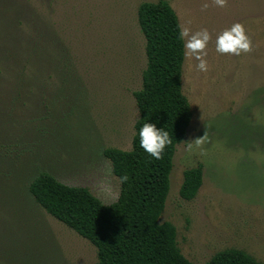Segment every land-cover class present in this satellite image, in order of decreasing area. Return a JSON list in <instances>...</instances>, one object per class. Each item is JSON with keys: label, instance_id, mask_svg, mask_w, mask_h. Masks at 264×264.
I'll list each match as a JSON object with an SVG mask.
<instances>
[{"label": "rangeland", "instance_id": "1", "mask_svg": "<svg viewBox=\"0 0 264 264\" xmlns=\"http://www.w3.org/2000/svg\"><path fill=\"white\" fill-rule=\"evenodd\" d=\"M8 1V2H6ZM0 3V264H96L97 249L29 195L47 172L88 189L103 204L120 181L103 155L132 149L146 40L143 2L6 0ZM182 28L207 29V71L185 58L183 92L193 119L178 145L160 223L177 230L183 256L206 264L229 249L264 263V0H169ZM207 4L206 9L203 5ZM241 23L252 41L240 56L215 52V38ZM204 137L197 147L188 142ZM202 165L193 201L179 191Z\"/></svg>", "mask_w": 264, "mask_h": 264}, {"label": "trees", "instance_id": "2", "mask_svg": "<svg viewBox=\"0 0 264 264\" xmlns=\"http://www.w3.org/2000/svg\"><path fill=\"white\" fill-rule=\"evenodd\" d=\"M138 25L146 40L147 64L142 88L134 92L139 119L132 149L103 151L115 177L119 181L122 176L128 177L120 181L118 200L105 205L88 189L65 185L47 172L31 180L28 192L49 215L97 249L96 264H193L178 247L176 227L160 223L177 147L186 139L193 119L191 104L183 92L186 57L178 39L182 26L169 0L143 2L138 9ZM146 122L163 128L172 141L159 160L139 146L138 132ZM203 180L202 165L186 170L179 191L181 199L193 201ZM206 264L264 263L244 251L229 249Z\"/></svg>", "mask_w": 264, "mask_h": 264}, {"label": "clouds", "instance_id": "3", "mask_svg": "<svg viewBox=\"0 0 264 264\" xmlns=\"http://www.w3.org/2000/svg\"><path fill=\"white\" fill-rule=\"evenodd\" d=\"M218 7L225 6V0H215ZM207 4L203 5L206 9ZM178 39L182 41L184 56L196 61L195 68L200 72H206L207 69V45L210 41V35L207 29H200L190 32L189 28L184 27L179 31ZM252 41L246 34L245 28L241 23H233L230 27L222 30L215 38V52L220 55L240 56L241 53L251 51ZM139 146L152 159L159 160L165 147L171 144V139L167 131L163 128H157L153 123H144L138 132ZM204 137L196 139L194 142L186 143L187 149L191 150L193 144L197 147L201 144ZM121 182L128 179L127 176L119 178Z\"/></svg>", "mask_w": 264, "mask_h": 264}]
</instances>
